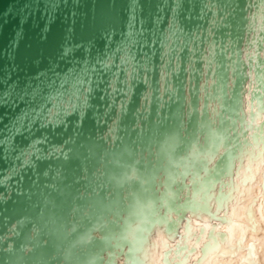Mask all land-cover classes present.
<instances>
[{"label": "water", "instance_id": "water-1", "mask_svg": "<svg viewBox=\"0 0 264 264\" xmlns=\"http://www.w3.org/2000/svg\"><path fill=\"white\" fill-rule=\"evenodd\" d=\"M23 3L24 0H0V49L17 30L24 9L35 14L51 13L59 8L65 18L71 11L82 24L76 36L78 42H84L78 56L83 55L85 48L92 47L96 52L102 47L100 33L109 25H118L113 32L117 37L120 35L122 0H72L71 4L63 0L62 7L61 0H31L22 6ZM145 7L150 14H153V8H157L161 22L170 9L178 8L182 13L179 19L183 28L170 30L158 23L151 30L145 29L146 34L140 37L141 43L132 52L135 58L133 99L125 103L123 111L121 103L126 100L128 92L124 69L128 66L121 65L119 57L126 45H120L119 50L106 49L114 61L113 68L108 71L95 69L98 61L92 58L82 62H57L55 70L34 86L30 110L34 113L32 121L39 128L47 123L53 110L62 114L66 104H74L88 115L83 128L76 127L79 122L73 120L64 123L63 128L48 132L51 137L45 145L48 151L41 150L36 168L18 172L16 179L5 175L7 168L15 162L13 148L15 152L21 151L31 135L27 139L18 137L13 146L11 126L5 125L19 109L10 111L14 108L10 102L6 109H0V115L9 113L4 124L0 125V137H9L7 145L0 148V176L3 177L0 183V264H61L60 259L53 257L59 258L72 250L79 235L92 227L94 217L77 216L73 219L67 193L50 187L52 184H57L60 189L64 187L54 179L57 172L71 181L81 174L84 158L89 159L92 171L103 156L108 176L118 177L123 168L109 161L119 159L131 163L135 157L125 151V146L133 137L144 152L151 153L166 136L180 131L185 100L198 107L205 95L209 100L219 98L227 88L232 95V107L238 110L248 89L255 88L251 94L257 97L264 91V0H148ZM59 44L58 36L52 35L47 41H41L39 30L30 29L21 44L20 56L28 55L27 45L43 50L46 55L57 54ZM162 73H167L163 79ZM114 78L118 81L116 93L110 91L108 83ZM88 86L93 88L91 100L96 101L98 94L99 102L90 103L86 108L81 93ZM148 91L151 94L145 100L143 97ZM161 106L168 110L170 120L162 124L152 123ZM148 114H151L148 127L143 135L138 136L132 131V125ZM121 115L125 116L124 119L114 122L109 129L113 117ZM206 119H202L199 112L194 113L188 122L189 135ZM97 122L102 123L104 132L119 134L123 143L118 141V146L109 148L102 139L97 140ZM68 136H73L76 144L69 160L65 161L63 153L57 154L52 143L60 145ZM0 144H3L2 139ZM140 167L151 170V157L142 160ZM45 171L49 172L48 177L44 176ZM78 187L70 191L75 192ZM111 202L114 206L123 204L122 193L114 185ZM88 203L84 201L82 206ZM73 224L77 231L70 233ZM28 248L33 251L27 252Z\"/></svg>", "mask_w": 264, "mask_h": 264}, {"label": "clouds", "instance_id": "clouds-1", "mask_svg": "<svg viewBox=\"0 0 264 264\" xmlns=\"http://www.w3.org/2000/svg\"><path fill=\"white\" fill-rule=\"evenodd\" d=\"M117 27L109 25L100 36ZM254 91L243 94L238 110L227 88L219 98L205 95L198 107L185 100L180 131L166 136L151 153L133 137L125 146L133 161H109L123 168L118 177L108 176L103 156L92 171L84 158L81 174L71 181L57 172L54 179L64 187H50L67 193L70 215L94 217V222L72 250L53 259L61 264H264V91L258 97ZM196 112L207 119L189 135L188 122ZM151 114L132 125L138 136ZM124 117L114 116L109 129ZM85 118L75 126L83 128ZM170 118L161 106L151 122ZM97 123L102 129L97 140L109 148L123 143L119 134L104 132ZM75 144L68 136L54 151L68 161ZM149 157L153 168L145 171L141 161ZM113 185L122 193V206L111 202ZM76 231L73 224L70 233Z\"/></svg>", "mask_w": 264, "mask_h": 264}, {"label": "snow or ice", "instance_id": "snow-or-ice-1", "mask_svg": "<svg viewBox=\"0 0 264 264\" xmlns=\"http://www.w3.org/2000/svg\"><path fill=\"white\" fill-rule=\"evenodd\" d=\"M30 2L31 0H24L22 6ZM147 2L148 0H122L124 10L121 13L120 35L117 37L113 30L106 31L100 37L102 47L98 48L96 52H93L92 47L85 48L83 55L79 56L77 53L83 45L76 40V36L82 24L71 11H68L67 18H65V15L59 8L51 13L36 12L32 14L27 9L21 11L17 30L4 47L0 49V109H6L9 102L14 105V108L10 111L19 109L15 115L11 116L8 125H5V127L11 126L12 135L10 139L13 146L16 144L18 137L23 136L27 139L30 134L31 139H28L27 144L23 146L21 151L15 152L13 148L15 162L7 168L5 175L18 179V172H23L34 164H38L40 161L38 153L41 150L48 151L45 147L51 139L48 132L63 128L64 123L73 120L80 123L88 115L85 110H78L76 105L66 104L64 105L65 110L62 114L53 110L49 115L47 123L39 125V128L32 121L34 113L30 110L32 108L34 86L39 79L55 70L57 62H82L87 58H92L98 61L95 69L108 71L113 68L114 61L106 49L117 48L119 50L120 45H126L123 55L119 57L120 64L128 66L124 69L127 75L125 83L128 92L126 100L121 103V111H123L125 103L133 99L132 88L135 71L133 63L135 58L132 52L141 43L140 37L146 34L145 29L151 30L158 23H162L163 27L170 30L176 29L180 31L183 28L182 21L179 19L182 13L178 8L170 9L166 18L161 22L157 8L152 9L153 14H150L146 10L145 5ZM68 3L71 4L72 0H68ZM62 6L63 0H61ZM83 25L86 26L87 23ZM30 29L39 30V39L41 41H47L52 35L58 36L60 39L58 53L46 55L43 50L27 45L29 49L28 55L21 58V44L25 41ZM166 76L167 73H162L161 78L163 79ZM108 83L110 91L116 93L118 91L117 79L114 78ZM144 83L147 84V78H145ZM149 94H151V91H148L143 99L147 100ZM92 95L93 88L91 86L86 87L81 93V98L86 108L90 103L99 102V95L97 94L96 101L91 100ZM6 115H9V113L5 112L3 115H0V125L4 124ZM41 129H43V132ZM44 130L48 131L45 132ZM38 132L40 135H36ZM0 139L3 140L0 148H3L7 145L9 137L4 136L0 137ZM52 144L55 145L54 149L60 148V145ZM2 182L3 177L0 176V183Z\"/></svg>", "mask_w": 264, "mask_h": 264}]
</instances>
